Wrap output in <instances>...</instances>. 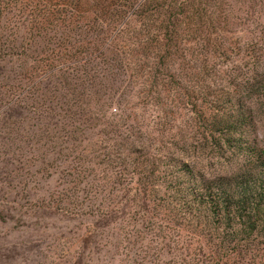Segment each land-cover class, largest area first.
<instances>
[{"label":"rangeland","instance_id":"rangeland-1","mask_svg":"<svg viewBox=\"0 0 264 264\" xmlns=\"http://www.w3.org/2000/svg\"><path fill=\"white\" fill-rule=\"evenodd\" d=\"M143 1L0 0L1 51L6 61L114 54L105 40ZM190 1L208 17L204 30L185 32L156 71L146 62L105 72L95 86L103 110L78 142L45 139L63 119L52 105L50 120L15 107L23 120L10 140L12 125L0 123V264H217L205 232L137 190L154 158L161 170L176 159L210 178L235 175L249 153L264 154V0Z\"/></svg>","mask_w":264,"mask_h":264},{"label":"trees","instance_id":"trees-1","mask_svg":"<svg viewBox=\"0 0 264 264\" xmlns=\"http://www.w3.org/2000/svg\"><path fill=\"white\" fill-rule=\"evenodd\" d=\"M153 1L140 3L117 33L113 35L111 31L105 41L108 47L116 45L114 54L8 55L6 61L1 51L4 43H0V102L9 101L7 110L0 113V123L4 127L12 125L6 139L18 133L16 123L23 120L17 118L20 114L15 107L27 109L30 105V111L45 115L49 120L48 109L57 107L63 112L59 131L45 139L78 142L77 135L82 128L92 127L103 110V105L96 107L99 99L95 96V86L105 72L115 75L119 69L141 68L146 62L149 69L156 71L161 60L171 59L178 53L185 32H202L203 22L208 20L200 2L194 5L190 0H162L161 5L155 7ZM27 95H32V102L28 104L24 97ZM32 136L38 137L36 143L42 140L37 132ZM249 154L250 159L242 171L210 178L176 159H171L161 170L156 165V161L161 163V160L154 158L137 192L143 198L148 195L161 198L172 209L180 211L195 231L205 232L215 244L214 263L221 264L225 258L236 257L252 259L247 264H264V154ZM82 171L85 172L83 167ZM155 180L156 187L152 184ZM256 241L263 245L255 244Z\"/></svg>","mask_w":264,"mask_h":264}]
</instances>
